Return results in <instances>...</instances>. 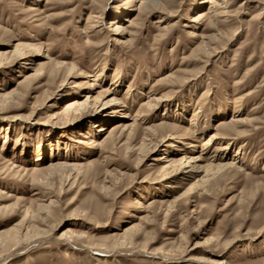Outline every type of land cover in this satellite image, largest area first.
Here are the masks:
<instances>
[{
    "label": "rangeland",
    "instance_id": "obj_1",
    "mask_svg": "<svg viewBox=\"0 0 264 264\" xmlns=\"http://www.w3.org/2000/svg\"><path fill=\"white\" fill-rule=\"evenodd\" d=\"M0 264H264V0H0Z\"/></svg>",
    "mask_w": 264,
    "mask_h": 264
},
{
    "label": "bare ground",
    "instance_id": "obj_2",
    "mask_svg": "<svg viewBox=\"0 0 264 264\" xmlns=\"http://www.w3.org/2000/svg\"><path fill=\"white\" fill-rule=\"evenodd\" d=\"M201 16H203V15H201ZM223 124H224V123H223ZM215 137H217V136H215V135L212 136V138H215ZM210 142H212V139H209V141L206 142V145H209Z\"/></svg>",
    "mask_w": 264,
    "mask_h": 264
}]
</instances>
